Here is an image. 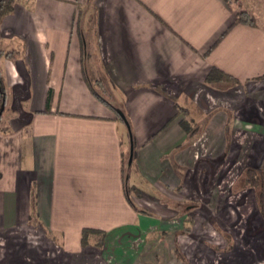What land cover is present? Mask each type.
I'll return each mask as SVG.
<instances>
[{
	"label": "crops",
	"instance_id": "obj_1",
	"mask_svg": "<svg viewBox=\"0 0 264 264\" xmlns=\"http://www.w3.org/2000/svg\"><path fill=\"white\" fill-rule=\"evenodd\" d=\"M236 16L226 0H18L0 26L13 55L0 58V233L37 227L64 263L83 229L98 230L133 264L132 246L169 229L139 199L168 197L194 159L180 121L209 114L225 94L213 85L264 82V28ZM212 69L233 81L207 83ZM225 128L219 114L206 131Z\"/></svg>",
	"mask_w": 264,
	"mask_h": 264
},
{
	"label": "rangeland",
	"instance_id": "obj_2",
	"mask_svg": "<svg viewBox=\"0 0 264 264\" xmlns=\"http://www.w3.org/2000/svg\"><path fill=\"white\" fill-rule=\"evenodd\" d=\"M231 5L237 14L246 12L255 18L256 26L264 28V0H231ZM255 87L213 85L224 97L206 105L209 114L199 111L194 122L185 118L200 135L195 147L185 152L194 159L184 166L183 182L176 189L166 187L168 197L152 192V197L138 201L149 217L171 230H161L145 244L132 246L133 264H186V259L187 264H264V221L256 192L241 182L244 171L258 166L264 155V82ZM219 114L227 127L224 133L206 131ZM169 184L174 187L173 182ZM181 221L184 225L177 229ZM173 236H179L185 263L175 254ZM98 237L76 251L71 247L69 259L62 263L63 251L37 227L3 231L0 264H121L114 261L105 242L103 247L95 245Z\"/></svg>",
	"mask_w": 264,
	"mask_h": 264
},
{
	"label": "trees",
	"instance_id": "obj_3",
	"mask_svg": "<svg viewBox=\"0 0 264 264\" xmlns=\"http://www.w3.org/2000/svg\"><path fill=\"white\" fill-rule=\"evenodd\" d=\"M18 0H0V26L3 22V20L10 15L13 10L14 6ZM227 3L231 4V0H226ZM236 24L245 25L249 27H255L256 26V20L255 18L248 15L246 12L239 11L236 17ZM84 54V45H82V55ZM13 55L11 53H4L0 50V58H11ZM264 78V77H262ZM207 83H216V82H232L233 80L227 76L222 74L216 69H212L208 77L206 79ZM91 86V85H90ZM92 89V88H91ZM94 95L101 100L104 104L109 106L110 108L116 110L117 107H115L113 104L108 102L105 98L100 96L97 92H95L92 89ZM5 101H6V86L4 83V80L0 73V130H1V119L2 115L5 111ZM126 122L128 124V128L130 129V123L128 119L125 117ZM180 126L184 133L186 134V145L193 144L197 137L200 135L198 128L194 126L192 123L187 121L186 119H183L180 121ZM128 160V159H127ZM127 163V161H125ZM242 185L244 188L253 189L256 192V201H257V208L258 212L264 221V155L259 162L258 166L253 168H247L244 171V175L242 177ZM126 192L128 194V202L130 205H132L131 199L129 197L130 193H134L138 195V191L136 189L127 188ZM142 212V211H139ZM99 236L98 240H96L95 245L98 247H103L104 240L106 238V233L98 230H91V229H83L80 239V244L82 247H86L92 240H94V237ZM175 254L177 258L185 263V258L180 253L179 250H175Z\"/></svg>",
	"mask_w": 264,
	"mask_h": 264
},
{
	"label": "water",
	"instance_id": "obj_4",
	"mask_svg": "<svg viewBox=\"0 0 264 264\" xmlns=\"http://www.w3.org/2000/svg\"><path fill=\"white\" fill-rule=\"evenodd\" d=\"M116 113L118 114V116L120 117V119L124 122V124L128 127V124H127L126 119H125L124 115L122 114V112L120 110H116ZM132 156H133V148H132V142H131L128 165H130L131 162H132Z\"/></svg>",
	"mask_w": 264,
	"mask_h": 264
}]
</instances>
